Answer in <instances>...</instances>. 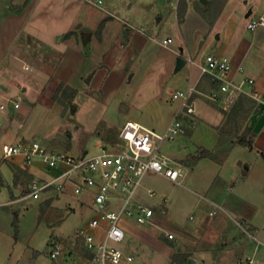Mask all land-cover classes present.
<instances>
[{
    "label": "crops",
    "instance_id": "1",
    "mask_svg": "<svg viewBox=\"0 0 264 264\" xmlns=\"http://www.w3.org/2000/svg\"><path fill=\"white\" fill-rule=\"evenodd\" d=\"M42 1L0 0V208L20 199L17 197L19 191L12 186L18 171L32 178L31 181L51 178L56 172L46 169L39 159L24 167L21 157L3 158L4 144L19 139H37L48 149L65 151L76 157L95 154L104 145H120L119 131L96 137L90 144L92 146L87 147L89 142L86 141L78 147L71 134L69 137L63 135V138L50 139L47 143L42 138L43 130L47 124L63 117L72 104H76L81 91L89 94L101 92L103 95L117 70L126 78L129 61H140L141 53L148 54L145 51L148 41H155L169 54L166 62L150 63V67L157 69L152 79V94L130 104L134 116L129 119H135L151 129H155L156 125L159 131L170 123L180 107V101L172 96L163 101L162 84L167 78V83L172 78L175 90L188 82L197 81L196 112L185 120L189 130L177 141L176 158L162 150L176 166L181 167L182 175L179 182L159 177L180 188L178 194H170L168 204L172 208L165 202L167 207L163 206L160 212H155L154 223L150 226L157 225L163 232H173L175 237L161 238L152 230L151 233L138 227L137 240H132L134 236L130 237L126 230L125 242L131 244L124 247L135 254L133 243L138 244L139 252L144 251L145 244H148L162 250L170 260L175 253L186 254L188 259L183 260V264H264V249L261 248L264 247V124L258 122L260 115L264 114L255 110L246 120L245 127L254 133L252 150L256 158L251 160L234 152L237 136L225 127L227 109L206 96L218 87V81L211 75H202L196 64L187 68L186 62L183 69L175 68L179 56L191 55L200 63L208 53L226 54L233 62L231 75L235 80L239 81L244 76L254 77L264 88V26L253 31L247 28L251 19L264 16V0H183L182 3L179 0H146L143 4L147 11L142 13L133 9L122 13L119 10L125 7L122 0H110L117 2L112 6L106 0V10L97 7L96 10L84 0H54L53 10H39L37 21L34 15L39 3L48 7L47 2H51ZM159 1L162 5H158ZM83 9L87 11L84 14L87 19H83ZM111 9L119 14L112 13ZM250 9L251 14L247 15ZM179 10L183 14L182 21L178 19ZM52 16H55L53 21L58 22L59 27L49 32L45 22L50 21ZM190 17L193 19L191 22ZM145 23L150 28L162 30H172V25L182 30L184 23L193 24L192 41L177 45L174 35L167 34L166 38L171 37L172 42L163 44L157 37L147 34ZM130 24L137 29L131 28ZM99 26L102 28L97 31ZM79 33L90 36L91 54L83 49ZM97 33L98 39H95ZM239 67H244L245 73H240ZM101 72L105 74L102 76ZM61 84L77 88L70 101H66L63 94L54 97ZM18 98H21L20 105L15 107ZM192 121H195L194 128L190 127ZM223 129L228 132L224 133ZM223 142L227 147L220 154L218 149ZM198 147L212 150V155L192 161L189 155L196 153ZM40 170L47 176L41 175ZM174 200L177 206L188 209L185 216L188 222L177 229H166L161 221L178 208ZM82 202L88 203L89 199L75 195L70 206L72 209L81 207L83 213H88L87 205H82ZM214 203L221 205L231 217L225 213L210 217L208 212ZM191 214H194V219L189 218ZM234 219L244 225H237ZM206 237H221L218 254L215 251L217 247L211 246L213 240ZM70 241L74 244L73 236Z\"/></svg>",
    "mask_w": 264,
    "mask_h": 264
},
{
    "label": "rangeland",
    "instance_id": "2",
    "mask_svg": "<svg viewBox=\"0 0 264 264\" xmlns=\"http://www.w3.org/2000/svg\"><path fill=\"white\" fill-rule=\"evenodd\" d=\"M108 1L109 2H106L109 3L110 6L119 2V0H116L117 2L110 0ZM122 1L125 5L124 8L119 9L122 13H126L127 11H129V9H133L134 11H138L140 13L147 11V7L145 6V4H143L144 2H146V0ZM180 1L181 3L183 2V0H179V3ZM41 2L43 1L41 0ZM41 2L39 3L37 12H35L34 15V18L37 21L38 17L36 14L40 12L39 10H42L44 8H46L47 10H53V8L55 7L54 0H51V2H47L48 7H45L44 3L41 5ZM89 5L94 6L92 4ZM158 5H162V2L159 1ZM96 7L97 6H94L96 10L97 8L100 10H105ZM180 8L181 6H179L178 9ZM83 11L82 12L84 19V14H86L87 11L85 9H83ZM113 11L114 10L111 9L112 13L116 15L119 14L116 13L117 11ZM124 16L125 15L123 14V17ZM182 16L183 14H181L179 10V21H182ZM54 17L55 16H52L50 21L46 20L45 22V27L49 30V32L56 30L59 27L58 22L56 24V22L53 21ZM85 19H87V17ZM191 19L192 18L190 17L189 22L193 21V19ZM89 20H91L90 16ZM154 20L156 21V17H154ZM191 25L190 23H184V25L182 26V30L176 25H172V30L150 28V25L148 23H145L144 26L147 34H149L153 38L157 37V40L162 41L164 37L166 38L167 34H173L175 37V41H177L175 43H177L178 45L179 42H188L189 44L191 43ZM129 26L133 29H137L131 24ZM101 28L102 27L99 26L96 28V30L99 31L101 30ZM80 32H82V30ZM97 35L99 34L97 33L96 36H94L95 39H98ZM70 36H72V34H70ZM78 37L80 41L82 40L83 49L86 50L87 53L91 54L92 48L91 43L89 42L90 36H81V34L79 33ZM148 42L149 44L145 49L148 54L143 55L141 53L142 55L140 54V61H129L128 73L126 78L120 75L121 73L119 72V70H117L113 73L114 75L109 81L110 84L105 88L103 95L101 94V92H99V94H89L84 90L81 91L77 96L76 104H72L67 110L66 114L63 115V117L58 118L55 122L49 123L44 127L42 137L43 140L49 143L50 139L55 140V138H63V135L69 137V135L71 134V137L74 139L78 147L86 141L89 142L87 145V147H89L92 146L90 144L96 139V137L104 135L107 132L110 133L113 131V133H115L120 131L119 128L121 129L125 121L128 120L130 116H134L130 110V108L133 106H130V104L139 102L152 94L151 84L154 74L157 72V69L155 67H150V63L152 61L155 63H158L159 61L160 63H163L169 54V52L164 47H162L161 44L156 43L155 41ZM194 49L195 47L193 48V50ZM90 50L91 52H89ZM190 65V63H187L185 66H187V68H190ZM165 71L167 72L168 70ZM100 74L102 76L104 75L103 72H101ZM174 75L175 73L173 74V76ZM166 80L168 81V78ZM166 80L162 84L164 102L166 99L172 96V93L175 90L173 88L174 84L172 83V78L168 83L166 82ZM99 86H101V82ZM208 93L206 94V96L209 99ZM242 98L243 100L240 103H237V100L234 105H232L226 111V113H228V118L225 127L228 129V131H231L232 133L235 132L233 133L235 134V136H238L243 130L246 129L245 124L247 118L251 115V113H253V111L257 110L256 102H254L252 97L245 94ZM209 100L212 101L211 99ZM215 102L219 105L221 104L220 102ZM169 103L170 102L166 104ZM263 120L264 116L260 115L258 122L260 124H264ZM154 127L155 129L157 128L156 125ZM156 130L159 131L158 129ZM225 131L228 132L227 130L223 129L224 133H226ZM179 139L180 136L171 141H164L161 145L163 152L167 153L170 157L176 158V154L178 153L176 144ZM224 142L219 145L218 153L220 154H222L227 147V144H225ZM234 152L243 154L245 157H248V159L251 160H254L256 158V153L254 152V150L250 149L247 145L236 143ZM40 171L41 175L44 174L45 176H47V174L43 170ZM18 172L19 173H17V177L12 183V186H14L16 190L19 191L17 197H19L20 199L14 201L9 206L0 208V264H81L82 261L78 259V254L81 251V245L72 244V242L70 241V237L75 235L76 229L86 223V221L88 220V218L86 217L88 215L86 212V214L83 213L84 211H82L81 207H78L76 209L71 208L70 203L74 202L76 194L71 190V188L68 189L67 192H59L57 190L51 189L48 191V193H43V195L38 198L31 197L29 195V191L27 190L32 178L24 175L23 172ZM10 187L11 185H9V188ZM149 187H152L155 190V196L148 195L147 189ZM179 188V185L166 182L164 178H161L159 176L145 175L143 186L140 187L135 194L136 201L151 206L155 210V212H160L163 206H166L165 202L171 209V205L168 204V201H170V194H178ZM175 195L173 199L175 198ZM173 202L178 208L174 209L168 216L165 215L161 221V225L166 229H177L178 226L186 224L188 222V220L185 221V216H187L188 214V209L185 208V206H177V204L175 203L176 200H174ZM121 225L125 228V230L129 232L128 234H130V237L132 235L134 236L132 237V240H137L138 227L143 228V230L149 232H151L152 230L154 234L161 238H165L166 236L165 233L157 225L150 226L151 223L139 224L133 221L130 223L122 221ZM206 238L208 240H213L211 246L217 247L215 251L218 254L220 250L219 245L222 243L221 237ZM56 242H61L63 244L64 251L63 254L59 255L57 258H52L49 255V250L54 246V243ZM126 244L129 245L131 244V242L128 243L126 241L123 244L114 243V245L117 246H126ZM137 246L138 244L133 243L132 249L135 252V260L129 264L172 263V260H170L169 257L160 249H155L148 244H145V250L143 251L142 249L141 252H139L140 249H138ZM261 248L264 249V247L262 246ZM216 257L218 259L219 256L217 255ZM246 262L247 261H245V263ZM215 264L219 263L216 262Z\"/></svg>",
    "mask_w": 264,
    "mask_h": 264
},
{
    "label": "built area",
    "instance_id": "3",
    "mask_svg": "<svg viewBox=\"0 0 264 264\" xmlns=\"http://www.w3.org/2000/svg\"><path fill=\"white\" fill-rule=\"evenodd\" d=\"M84 1L106 10L105 0ZM259 26H264V16L253 18L247 24L252 31ZM171 42V37L162 40L163 44ZM184 58L187 63L198 65L202 75H211L218 81V87L208 94L209 99L229 109L241 94H246L256 102L257 111L264 114V88L254 77L244 76L239 81L235 80L231 75L234 66L229 55L208 53L200 63L191 55ZM238 71L245 73L244 67H239ZM197 92V81H191L172 93V98L180 101V107L163 130L157 131L135 119H128L119 131L120 145L101 146L95 154L76 157L65 151L48 149L37 139H19L3 145L2 157L5 159L21 157L24 167L39 159L49 171L56 170L51 178L30 182L31 197L38 198L51 189L62 192L70 186L77 196L89 199L88 203L82 202L88 207V220L73 235V243L81 245L78 254L81 264H129L135 260V254L124 246L114 245L123 244L126 240V230L121 222L154 223L155 210L136 201L135 196L143 186L145 175L179 182L182 169L163 154L161 145L188 133L185 120L196 112ZM20 101L21 98L15 101V107H19ZM190 126L195 127V121ZM147 193L155 196L153 188H148ZM221 213L226 214V211L214 203L208 215L213 218ZM226 216L231 217L229 214ZM194 217V214L189 216L191 219ZM234 221L237 225H244L240 220ZM164 233L170 239L175 237L168 230ZM63 251V244L56 242L49 255L57 258Z\"/></svg>",
    "mask_w": 264,
    "mask_h": 264
},
{
    "label": "trees",
    "instance_id": "4",
    "mask_svg": "<svg viewBox=\"0 0 264 264\" xmlns=\"http://www.w3.org/2000/svg\"><path fill=\"white\" fill-rule=\"evenodd\" d=\"M68 34V33H67ZM216 83V81H215ZM77 92V88L71 86V85H64L61 84V86H59V88L57 89V91L54 94L55 98H58L59 95L63 94L65 96L66 101H70L73 97L74 94ZM245 94H241L239 96V98L237 99L238 102L240 103L243 100V96ZM242 98V99H241ZM254 136V133L246 128L245 130H243L235 139V143H239V144H243V145H247L250 149H254V145H253V140L252 137ZM212 155V150H209L207 148L204 147H199L197 152L194 154L189 155L190 159L192 161H195L199 158L202 157H207V156H211ZM0 182H2V180L0 179ZM168 238V237H167ZM170 239V238H168ZM184 256V257H182ZM181 257L183 259H181ZM188 257L186 254H181V253H175L173 256V260L171 264H183L182 261L185 260L187 261Z\"/></svg>",
    "mask_w": 264,
    "mask_h": 264
},
{
    "label": "water",
    "instance_id": "5",
    "mask_svg": "<svg viewBox=\"0 0 264 264\" xmlns=\"http://www.w3.org/2000/svg\"><path fill=\"white\" fill-rule=\"evenodd\" d=\"M251 9L248 11L247 15L251 14ZM186 64V59L183 56L177 58L176 70H180Z\"/></svg>",
    "mask_w": 264,
    "mask_h": 264
}]
</instances>
